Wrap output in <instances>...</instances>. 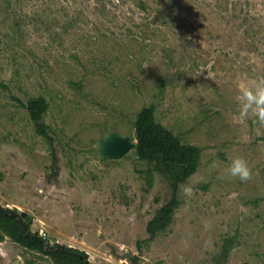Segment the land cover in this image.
Instances as JSON below:
<instances>
[{
	"label": "rangeland",
	"instance_id": "1",
	"mask_svg": "<svg viewBox=\"0 0 264 264\" xmlns=\"http://www.w3.org/2000/svg\"><path fill=\"white\" fill-rule=\"evenodd\" d=\"M245 78H264V0H0V206L90 264H264V128L235 119ZM39 96L49 138L25 107ZM147 105L201 150L153 239L170 182L94 149L112 130L134 139ZM237 156L252 179H218ZM0 264L54 263L4 236Z\"/></svg>",
	"mask_w": 264,
	"mask_h": 264
},
{
	"label": "trees",
	"instance_id": "2",
	"mask_svg": "<svg viewBox=\"0 0 264 264\" xmlns=\"http://www.w3.org/2000/svg\"><path fill=\"white\" fill-rule=\"evenodd\" d=\"M26 110L33 121L37 134L49 138L43 123V115L48 109L45 98L33 97L26 104ZM153 105L143 106L134 121L135 156L147 162L151 167L148 175L153 177V171L161 174L170 182V198L155 212L146 224V232L150 239L157 233L165 231L171 224L176 209L179 206L178 190L199 166L201 150L191 144H185L155 119ZM7 208L0 206V239L9 237L24 248L50 256L54 264H83L88 256L78 249L62 245H49L38 232L30 231V224L26 223L27 235L18 218ZM76 253L80 256L73 255ZM135 259V258H134Z\"/></svg>",
	"mask_w": 264,
	"mask_h": 264
},
{
	"label": "clouds",
	"instance_id": "3",
	"mask_svg": "<svg viewBox=\"0 0 264 264\" xmlns=\"http://www.w3.org/2000/svg\"><path fill=\"white\" fill-rule=\"evenodd\" d=\"M237 115L239 123L249 120L259 128H264V78L242 79L237 85ZM216 167L215 163L211 165ZM218 179H238L247 182L252 179V171L247 161L242 157H233ZM185 193L190 195L191 189L186 188Z\"/></svg>",
	"mask_w": 264,
	"mask_h": 264
},
{
	"label": "water",
	"instance_id": "4",
	"mask_svg": "<svg viewBox=\"0 0 264 264\" xmlns=\"http://www.w3.org/2000/svg\"><path fill=\"white\" fill-rule=\"evenodd\" d=\"M134 146L135 140H133L132 137L123 135L116 130H112L96 141L94 149L99 160H117L121 159L128 153L135 155ZM16 211L17 212H12V214L18 218V221L23 226L24 233L27 235L26 223H31L32 218L24 212H20L19 210ZM71 254L80 256L76 253ZM83 264H87V261L84 260Z\"/></svg>",
	"mask_w": 264,
	"mask_h": 264
},
{
	"label": "built area",
	"instance_id": "5",
	"mask_svg": "<svg viewBox=\"0 0 264 264\" xmlns=\"http://www.w3.org/2000/svg\"><path fill=\"white\" fill-rule=\"evenodd\" d=\"M39 236L43 239V240H47V235L44 231L39 232Z\"/></svg>",
	"mask_w": 264,
	"mask_h": 264
}]
</instances>
